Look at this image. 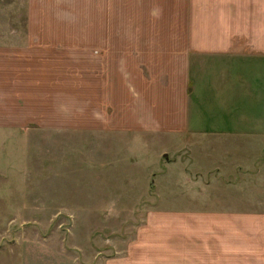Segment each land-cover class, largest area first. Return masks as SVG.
<instances>
[{
  "label": "rangeland",
  "instance_id": "obj_1",
  "mask_svg": "<svg viewBox=\"0 0 264 264\" xmlns=\"http://www.w3.org/2000/svg\"><path fill=\"white\" fill-rule=\"evenodd\" d=\"M173 5V0H0V39L18 29L23 33L29 23L77 29L62 32L76 43L69 52L45 57L50 62L43 72L50 74L35 78V94L48 104L35 103L34 121L27 125L0 126V264H91L98 250L109 252L111 242L134 233L149 202L219 195L232 202L235 191L218 189L223 179L213 174L216 166L232 176L240 163L244 173L235 183L256 185L247 175L248 165L258 166L259 160L256 149H249L251 137L218 142L208 136L205 142L189 136L190 142L176 144L167 130L122 126L126 83L151 78L150 67L135 56L122 58L116 53L121 47H113L107 60L95 55L92 29L111 24L121 35L123 23L170 20ZM179 134L183 141L185 131ZM198 178L212 181L209 189L197 185ZM187 181L191 184L184 185Z\"/></svg>",
  "mask_w": 264,
  "mask_h": 264
},
{
  "label": "crops",
  "instance_id": "obj_2",
  "mask_svg": "<svg viewBox=\"0 0 264 264\" xmlns=\"http://www.w3.org/2000/svg\"><path fill=\"white\" fill-rule=\"evenodd\" d=\"M173 4L171 19L154 25L140 18L119 25L121 35L111 24L92 29L95 55L107 60L113 47H121L116 53L122 58L135 56L150 67L151 78L126 83L122 126L164 129L176 144L190 142L189 136L205 142L208 136L218 142L251 137L249 149H256L259 160L258 166L248 165L247 175L256 185L246 189L235 183L244 173L240 163L233 165L232 176L216 166L213 174L223 179L218 189L235 191L232 202L221 195L149 202L134 233L111 242L109 252L98 250L91 264H264V146H253L264 141V0ZM19 30L0 39V126L34 121L35 103L48 104L35 94V78L50 74L43 72L50 62L44 58L69 52L76 43L62 33L75 32L74 25L29 23ZM198 180L209 189L212 181Z\"/></svg>",
  "mask_w": 264,
  "mask_h": 264
}]
</instances>
